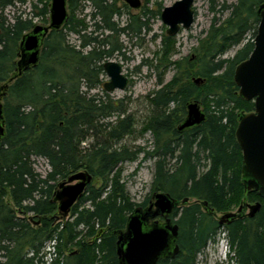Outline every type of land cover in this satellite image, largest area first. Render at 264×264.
Returning <instances> with one entry per match:
<instances>
[{
    "label": "trees",
    "instance_id": "trees-1",
    "mask_svg": "<svg viewBox=\"0 0 264 264\" xmlns=\"http://www.w3.org/2000/svg\"><path fill=\"white\" fill-rule=\"evenodd\" d=\"M82 1L68 0L67 22L47 35L39 63L10 82L3 97L0 264H48L49 241L57 256L49 264H119L116 241L137 206L120 165L136 160L145 149L131 151L119 145L136 130L125 100L91 92L103 85V61L122 49L119 33L140 36L147 23L143 15H132L120 27L115 17L121 10L114 1L85 0L91 2L90 25L77 16ZM17 2L26 0H0V85L15 73L20 41L34 26V18L47 21L50 15L49 2L42 7L33 3L28 16L22 12L10 19L5 9ZM261 3L264 0H237L223 5L230 10L226 20L214 22L193 54L181 59H171L176 38L166 34L162 38L155 65L160 88L148 95L152 113L140 133L154 137L153 150L145 151L156 160L152 192L189 201L172 214L179 225V253L157 264H197L198 255L215 243L221 230L230 250L225 261L216 264H264V198L259 192L252 191L247 198L248 203H261L254 216L244 210L242 217L220 225L209 212L220 213L244 201L243 153L236 129L239 113L253 111L255 103L239 95L234 73L255 47ZM70 34L79 44L70 41ZM241 44L233 57H222ZM171 67L175 73L166 82ZM196 78L201 81L196 83ZM193 101L206 119L180 131ZM114 115L116 119L110 120ZM33 157L47 161L45 175L37 171ZM82 169L101 184L88 185L65 217L54 201L55 191L60 181ZM151 198L139 205L147 207Z\"/></svg>",
    "mask_w": 264,
    "mask_h": 264
},
{
    "label": "water",
    "instance_id": "water-1",
    "mask_svg": "<svg viewBox=\"0 0 264 264\" xmlns=\"http://www.w3.org/2000/svg\"><path fill=\"white\" fill-rule=\"evenodd\" d=\"M125 2L136 9L142 5L141 0ZM194 3L195 0H177L164 7L161 18L168 25L167 35L175 36L182 27L189 29L192 26L195 20ZM257 15L260 21L254 39L255 47L250 56L237 65L234 73L239 95L255 103L253 111L239 113L236 129L237 141L243 153L244 201L236 213L222 214L219 217L220 223L228 218L242 217V212L246 209L249 210V216H254L260 210L261 203H248V194L252 191L259 192L264 198V3L258 6ZM68 17V0H52L49 24H34L23 35L19 44L16 71L8 82L0 85V137L5 130L3 97L10 82L39 63L45 38L52 30L62 28ZM103 67L109 77L103 85L107 92L126 89L129 77L124 74L119 62L109 60L104 62ZM195 81L199 83L201 78H196ZM187 111L186 118L178 127L180 131L199 125L206 119L205 112L196 101L188 104ZM92 180L93 175L87 169H82L59 182L54 201L58 203V209L65 217ZM188 201V198L178 201L170 193L160 191L153 193L147 207L136 206L128 216L126 229L119 232L116 241L119 264H157L163 258H175L180 251V233L179 225L172 214L176 207ZM159 215L165 217L164 222H150V217Z\"/></svg>",
    "mask_w": 264,
    "mask_h": 264
},
{
    "label": "rangeland",
    "instance_id": "rangeland-1",
    "mask_svg": "<svg viewBox=\"0 0 264 264\" xmlns=\"http://www.w3.org/2000/svg\"><path fill=\"white\" fill-rule=\"evenodd\" d=\"M52 0H26V2H17L14 6H9L5 9V14L8 18H12L14 14L23 12L24 16H28L32 8V4H37L42 7L45 2H49V8ZM114 1L121 14L115 17V21L120 27L127 25L132 15L141 16L147 23L140 36L129 35L127 33H119L118 43L122 49L113 54V56L106 58L104 62L114 60L122 65L123 72L129 77V84L124 90H115L107 92L103 85L109 80L108 75L102 76L103 85L98 89L93 90L91 93H99L104 95L105 92L110 93L113 101L124 99L127 106V113L132 114L135 119L136 130L127 135L119 143V145H126L132 151L142 147L145 150L139 153L134 161H126L120 165L122 180L130 194L132 201L137 206L153 195L151 185L153 182L155 171V158L145 155V151H151L154 148L153 134L148 132L141 135L140 129L146 118L152 113V106L149 102L148 95L160 88L159 85V72L160 70L155 66L158 61V54L162 45V38L166 34L167 28L161 18V13L166 6L174 4L177 0H141L142 6L139 9L130 7L125 0H109ZM237 0H195L194 12L195 20L189 29L181 28L176 38L177 50L172 55V60H178L182 57L193 54L195 47L198 46L200 39L204 38L208 33L210 27L215 24L222 23L230 14L229 9H225L223 5H230L236 3ZM85 4V6H84ZM81 6L77 9V16L86 18L89 24L94 22L90 19L92 11L91 2L83 0ZM83 5V7H82ZM127 5V7L125 6ZM50 16L47 21L40 18H34L35 24L47 25L49 24ZM109 33L105 31L104 37ZM131 33V32H130ZM252 34L249 33L247 39H251ZM69 39L75 44H79V40L75 34H70ZM243 46L237 45L232 47L223 58L233 57L238 49ZM108 48V47H107ZM19 57L17 58V60ZM175 73L174 68H169L164 76L165 81H169ZM4 102V101H3ZM116 116H112L110 120H115ZM83 146H87L83 144ZM35 162L34 166L43 175L47 173L49 166L44 158L33 157ZM92 183L96 186L101 184L98 178L93 179ZM194 201V199H191ZM234 203L233 206L220 212L221 216L225 212L236 213L238 207L242 203ZM255 202H253L254 204ZM89 205V204H87ZM181 207V206H180ZM245 213H249L246 209ZM224 236V237H223ZM216 243L210 242L207 247L198 255L197 264H216L225 261L224 254L229 253L230 247L225 239V232L221 230L215 240ZM54 242L49 241L46 244L45 251L53 246ZM227 244V245H226ZM56 251V248H55ZM57 256H55L56 258Z\"/></svg>",
    "mask_w": 264,
    "mask_h": 264
},
{
    "label": "flooded vegetation",
    "instance_id": "flooded-vegetation-1",
    "mask_svg": "<svg viewBox=\"0 0 264 264\" xmlns=\"http://www.w3.org/2000/svg\"><path fill=\"white\" fill-rule=\"evenodd\" d=\"M142 2V1H141ZM142 6V5H141ZM139 9V8H138ZM176 209V208H175ZM207 210H209L207 208ZM175 211V210H174ZM210 213H212L214 215V217L218 220L219 224L220 225H225V224H230L232 222V218H228L227 220H224L222 223H220V220H219V213H215L213 210H209ZM154 220H159L160 222H164L165 220V217L164 216H156L155 218H152L150 217V222L154 221Z\"/></svg>",
    "mask_w": 264,
    "mask_h": 264
},
{
    "label": "built area",
    "instance_id": "built-area-1",
    "mask_svg": "<svg viewBox=\"0 0 264 264\" xmlns=\"http://www.w3.org/2000/svg\"><path fill=\"white\" fill-rule=\"evenodd\" d=\"M48 251H49L48 255L45 257V259L47 260L48 263H50L53 260V258L56 256L55 248L52 246Z\"/></svg>",
    "mask_w": 264,
    "mask_h": 264
},
{
    "label": "bare ground",
    "instance_id": "bare-ground-1",
    "mask_svg": "<svg viewBox=\"0 0 264 264\" xmlns=\"http://www.w3.org/2000/svg\"><path fill=\"white\" fill-rule=\"evenodd\" d=\"M49 16H50V15H49ZM223 237H224V236H223ZM215 243H216V242H215ZM227 243H228V242H227ZM226 245H227V244H226ZM225 255H226V254H224V256H225ZM44 257H45V256H44ZM225 257H226V256H225ZM56 258H57V257H56ZM224 259H225V258H224ZM53 260H54V259H53ZM45 261H46V260H45ZM45 261H44V262H45ZM46 264H47V263H46ZM48 264H49V263H48Z\"/></svg>",
    "mask_w": 264,
    "mask_h": 264
}]
</instances>
